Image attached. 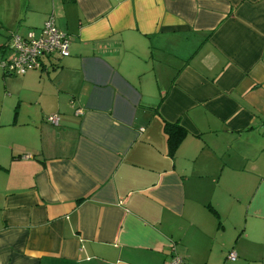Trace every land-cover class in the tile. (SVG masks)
I'll return each instance as SVG.
<instances>
[{
  "label": "crops",
  "instance_id": "0c3cea01",
  "mask_svg": "<svg viewBox=\"0 0 264 264\" xmlns=\"http://www.w3.org/2000/svg\"><path fill=\"white\" fill-rule=\"evenodd\" d=\"M50 15L69 54L0 69V264H264V0H0V49Z\"/></svg>",
  "mask_w": 264,
  "mask_h": 264
},
{
  "label": "built area",
  "instance_id": "2783aa9c",
  "mask_svg": "<svg viewBox=\"0 0 264 264\" xmlns=\"http://www.w3.org/2000/svg\"><path fill=\"white\" fill-rule=\"evenodd\" d=\"M68 43V38L56 27L53 16L50 15L37 32L29 30L25 35L15 32L10 34L6 46L0 49V69L9 75H21L28 70L41 69L48 56H67ZM47 120L56 124L57 116H49ZM227 258L235 260V252L230 251ZM167 264L184 262L181 256L172 252Z\"/></svg>",
  "mask_w": 264,
  "mask_h": 264
},
{
  "label": "trees",
  "instance_id": "16d2710c",
  "mask_svg": "<svg viewBox=\"0 0 264 264\" xmlns=\"http://www.w3.org/2000/svg\"><path fill=\"white\" fill-rule=\"evenodd\" d=\"M165 129L168 133V153L172 156L186 132L181 126L175 123L166 122Z\"/></svg>",
  "mask_w": 264,
  "mask_h": 264
}]
</instances>
